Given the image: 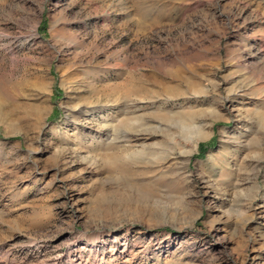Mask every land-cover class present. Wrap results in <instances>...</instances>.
Segmentation results:
<instances>
[{
  "label": "rangeland",
  "instance_id": "1",
  "mask_svg": "<svg viewBox=\"0 0 264 264\" xmlns=\"http://www.w3.org/2000/svg\"><path fill=\"white\" fill-rule=\"evenodd\" d=\"M0 264H264V0H0Z\"/></svg>",
  "mask_w": 264,
  "mask_h": 264
}]
</instances>
